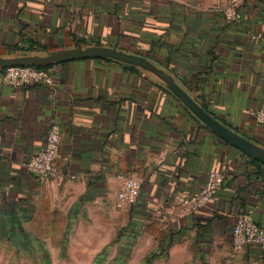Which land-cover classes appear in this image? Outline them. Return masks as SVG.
I'll return each mask as SVG.
<instances>
[{"label": "crops", "instance_id": "obj_1", "mask_svg": "<svg viewBox=\"0 0 264 264\" xmlns=\"http://www.w3.org/2000/svg\"><path fill=\"white\" fill-rule=\"evenodd\" d=\"M0 0V53L122 47L162 64L210 112L264 144V0ZM53 81L15 87L0 69V264H264L251 243L232 247L240 213L264 226V163L200 121L142 68L106 58L53 64ZM59 163L74 179L40 183L25 162L51 122ZM213 170L225 181L184 212L172 192H198ZM120 173L141 180L117 204ZM30 261L24 262V259Z\"/></svg>", "mask_w": 264, "mask_h": 264}, {"label": "built area", "instance_id": "obj_2", "mask_svg": "<svg viewBox=\"0 0 264 264\" xmlns=\"http://www.w3.org/2000/svg\"><path fill=\"white\" fill-rule=\"evenodd\" d=\"M242 1H218L210 10L220 12L226 22L238 23L243 17ZM52 70L50 66L12 65L4 68L3 82L15 87L31 83L49 84L53 81ZM250 112L258 122H264V105L252 107ZM61 139L59 122H51L44 146L25 162V167L35 174L40 183L54 178L74 179L78 176L76 173L67 171L59 163ZM119 176L123 180V185L118 192L117 204L122 206L125 202H136L141 192V180L129 173H120ZM224 181L225 173L221 170H213L209 172L204 186L198 192H172L169 196L173 204L182 211H192L207 204L222 187ZM232 234L234 249H241L255 243L260 246L264 258V226L258 224L250 213L243 212L237 216Z\"/></svg>", "mask_w": 264, "mask_h": 264}, {"label": "water", "instance_id": "obj_3", "mask_svg": "<svg viewBox=\"0 0 264 264\" xmlns=\"http://www.w3.org/2000/svg\"><path fill=\"white\" fill-rule=\"evenodd\" d=\"M91 57L119 60L142 68L174 94L211 130L242 149L252 158L264 163V144L257 143L252 138L245 136L210 112L199 102L193 92L163 65L147 56L132 52L128 49L105 44H89L72 46L58 51L0 53V69L12 65L48 66L73 59Z\"/></svg>", "mask_w": 264, "mask_h": 264}, {"label": "rangeland", "instance_id": "obj_4", "mask_svg": "<svg viewBox=\"0 0 264 264\" xmlns=\"http://www.w3.org/2000/svg\"><path fill=\"white\" fill-rule=\"evenodd\" d=\"M217 2H218V1L213 2V3H210V4L208 5L209 10L212 9L213 6H214V4L217 3ZM232 247H233V245H232ZM234 250H239V249H234ZM27 261H30V259L25 258V259H24V262H27Z\"/></svg>", "mask_w": 264, "mask_h": 264}, {"label": "trees", "instance_id": "obj_5", "mask_svg": "<svg viewBox=\"0 0 264 264\" xmlns=\"http://www.w3.org/2000/svg\"><path fill=\"white\" fill-rule=\"evenodd\" d=\"M158 63V62H157ZM160 64V63H159ZM162 65V64H161ZM48 66H50V67H52L53 65H48ZM133 67H135V68H137V69H141L140 67H138V66H135V65H132ZM164 66V65H163ZM41 67H43V66H41ZM165 67V66H164ZM186 86V85H185ZM255 162H257V163H261L259 160H257V159H253Z\"/></svg>", "mask_w": 264, "mask_h": 264}]
</instances>
